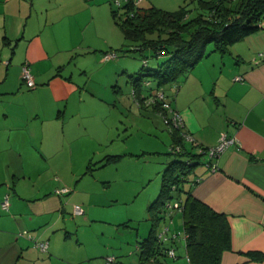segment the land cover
I'll return each mask as SVG.
<instances>
[{
    "label": "crops",
    "instance_id": "0c3cea01",
    "mask_svg": "<svg viewBox=\"0 0 264 264\" xmlns=\"http://www.w3.org/2000/svg\"><path fill=\"white\" fill-rule=\"evenodd\" d=\"M79 4L87 6L84 0H0V264H53L54 259L63 260V256H55V250L64 236L51 234L44 218L59 208L64 212L65 206L76 215L73 204L83 209L76 216L90 213L95 203L80 194L79 182L85 175L92 176L94 169L117 164L126 155L121 149L126 137L113 136V125L105 120L106 115L91 107L96 96L89 87V67L96 60L97 64H111L114 72L127 69L121 59H103V52L110 47L108 38L99 47L85 41V27L77 25ZM93 22L91 19L86 27H92ZM73 35L80 37L73 39ZM98 49L104 51L96 54ZM262 52L264 20L257 31L234 42L228 53L208 51L173 84L172 98L167 97L194 140L186 142L189 150L215 146L221 133L234 136L238 142L218 155L216 170L204 164L194 167L186 184L192 196L223 213L229 223L230 247L221 253L219 264H264V258L250 255H264ZM25 61L35 83L32 88L21 78ZM143 107L161 115L152 105ZM80 136H89L92 147L75 152ZM170 137L172 141L171 133ZM117 141L120 144H114ZM113 145L119 151H109ZM202 157L201 161L209 160L207 155ZM57 158L62 169L56 171L59 179L51 181L57 184L55 193L69 189L57 193L66 196L63 207L56 196L42 193L43 185H35L41 175L36 170L39 162ZM78 160L83 169H76ZM90 163H94L92 169L86 171ZM196 176L200 180L191 182ZM27 179L34 180L27 184ZM5 195L8 206L3 209ZM51 202L54 208L46 206ZM178 213L173 211L165 221L174 226L182 224ZM165 221L160 225L169 228L170 235L175 230ZM180 238L176 242H182L186 255L184 239ZM43 240L48 242L46 251L34 246L35 241Z\"/></svg>",
    "mask_w": 264,
    "mask_h": 264
},
{
    "label": "rangeland",
    "instance_id": "374dc122",
    "mask_svg": "<svg viewBox=\"0 0 264 264\" xmlns=\"http://www.w3.org/2000/svg\"><path fill=\"white\" fill-rule=\"evenodd\" d=\"M84 2L86 7L77 5L79 10L77 25L85 27L83 34L86 37L85 41L99 47L103 45V39L108 38L110 47L106 52L116 54L110 59L111 62L121 59L127 69L122 71L118 68L114 72L111 64H97L96 60L89 67L92 78L89 87L96 96L92 100L91 107L94 111L106 115L105 120L113 125L111 131L113 136L126 137L124 138L126 143L121 148L126 155L117 164L112 163L94 169L92 176L85 175L79 182L80 194L83 193L87 199L95 203L91 212H86L83 216L73 215L72 209L64 204L66 196L64 199L61 194L55 193L56 183L51 179H59L56 171L62 169L60 158L48 160L46 163L39 162L36 170L40 171L41 175L36 179L35 185L36 187L43 185L40 187L42 193L48 191L61 200L62 207L65 206L64 212L61 213L59 208L44 218L46 226L51 227L49 229L51 234L58 238L64 236V241L61 239L57 244L59 248L55 250V256L59 255L58 258L63 256L61 258L63 260L54 259L53 264H108L107 257L115 259L109 264H138L137 241L148 234L151 225L148 206L157 196L161 176L167 163L179 158L169 153L172 141L162 116L143 107L142 103L140 106L137 96L133 94L135 85L130 75L139 76L143 67H156L160 58L151 56L150 50H144L143 54L131 50L125 51L131 47L127 45L128 42L112 17V11H115L119 18L125 17L127 0H84ZM185 4L191 10L190 15H193L196 11V0H140L138 6H155L173 11ZM91 19H94L92 27H86ZM97 30L100 32L97 33ZM79 37L74 36L73 39ZM211 48V44H208L206 52ZM102 51L104 49H98L96 54H101ZM145 55L146 63L143 64ZM140 79L142 95L149 96L156 91V82L152 77L143 75ZM172 87L173 84H170L158 89H162L170 99L173 95ZM91 143L89 136H80L74 145V150L75 152L88 150L92 147ZM118 149L120 148L113 145L108 150L119 151ZM77 167L83 169V163L80 164L79 160L76 169ZM33 180L27 179L25 182L30 184ZM175 200L176 198H172L171 204ZM46 206L54 208V203L51 202ZM86 219L88 221H85ZM165 224L170 223L166 220ZM170 227L175 231H182L181 223L175 226L170 224ZM180 237L181 234L177 239L181 240ZM179 240L177 242L180 246L176 242L178 247L175 249L177 258H167V263L187 264L182 242L180 243Z\"/></svg>",
    "mask_w": 264,
    "mask_h": 264
},
{
    "label": "trees",
    "instance_id": "16d2710c",
    "mask_svg": "<svg viewBox=\"0 0 264 264\" xmlns=\"http://www.w3.org/2000/svg\"><path fill=\"white\" fill-rule=\"evenodd\" d=\"M196 4L193 15H190L191 10L186 4L167 11L155 6L140 7L138 4L134 5V0H127L125 17L119 18L112 11V17L128 42L127 45L131 47L125 51L143 54L144 50H150L151 56L160 58L156 67H143L139 76L130 75L135 85L133 94L137 96L140 106L148 97L140 93L141 76L152 77L157 89L177 83L208 53V44L212 46L210 52L228 53L234 42L257 31L264 20V0H196ZM143 62L146 63V55ZM149 105L160 112V103ZM170 133V148L179 145L180 151L173 152L169 149V153L179 158L169 161L163 170L158 194L148 206L151 225L148 234L137 241L138 262L170 264L167 263V258L171 257L165 250L170 247L176 249V240L162 241L158 234L165 228L160 225L161 222L175 211H170L166 205L171 204L172 198H176L173 203L177 202L180 206L177 211L182 218L181 233L184 235L185 257L188 258V261L185 258L186 263L219 264L221 253L230 247V227L226 216L192 196L190 187L186 188L194 167L204 164L210 170V161H201L205 155L203 152L189 150L186 147L188 142L183 140L180 131L173 129ZM200 147L202 150L208 148ZM118 156L120 155L115 158ZM93 164L90 163L86 171H90ZM199 180L200 176H196L191 182ZM5 196L8 198V195ZM250 255L256 259L264 258L260 253Z\"/></svg>",
    "mask_w": 264,
    "mask_h": 264
},
{
    "label": "built area",
    "instance_id": "2783aa9c",
    "mask_svg": "<svg viewBox=\"0 0 264 264\" xmlns=\"http://www.w3.org/2000/svg\"><path fill=\"white\" fill-rule=\"evenodd\" d=\"M139 1L140 0H134V5L139 4ZM260 55L264 56V52L260 53ZM115 56H116L115 52H106L103 54V59L109 60V59L114 58ZM21 78L28 88H32L35 86L34 80L32 78V74L30 72L29 63L27 61L23 62L22 66H21ZM235 79H240V77H236ZM142 102L145 105L160 103L161 110L159 113L161 114L162 119L164 121V124L166 125V127H168L169 131L173 130V129H177L178 131L181 132V136L185 142H192L193 141L191 134L187 130L184 129V123H183L182 115L180 114V112L178 110L171 107L170 101H168L166 99V95L162 89H157L152 95L145 98ZM237 143L238 142L234 136L228 137L225 133H221L219 140H218V143L215 146L208 147V148H206V150H202V148L200 146H198L197 151H199V152L201 151L205 155H207V157L210 161V165L208 164L210 166V170L214 171L217 168L216 159H217L218 155L222 151H224L228 146H231V145L237 146ZM170 150H172L173 152H178V151H180V146L174 145L170 148ZM68 191H69V189L67 187L56 190L57 193H66ZM1 206L3 209L7 208V206H8L7 196H5ZM166 206H167V208H170V211H172L174 209L180 210V206L178 205L177 202L173 203V204L168 203ZM73 213L76 215L82 214L83 213L82 207L79 204H74L73 205ZM168 233H169V228L165 227L160 231V233L158 234V237L160 239H162V241L168 240L171 242L176 240L178 238V235H180V234L184 238V235L179 231H175V232L171 233L170 235ZM25 234L27 235L28 238H32V236L30 234H27V232ZM34 246H36L41 251H46L47 247H48V242L45 240L35 241ZM165 251L169 257H171V258L176 257V250L174 247H170ZM185 258L188 261L187 256ZM112 261H113L112 257L107 258L108 263H110Z\"/></svg>",
    "mask_w": 264,
    "mask_h": 264
}]
</instances>
